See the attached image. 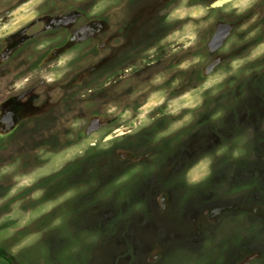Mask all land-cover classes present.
Here are the masks:
<instances>
[{
	"label": "rangeland",
	"instance_id": "rangeland-1",
	"mask_svg": "<svg viewBox=\"0 0 264 264\" xmlns=\"http://www.w3.org/2000/svg\"><path fill=\"white\" fill-rule=\"evenodd\" d=\"M0 248L264 264V0H0Z\"/></svg>",
	"mask_w": 264,
	"mask_h": 264
},
{
	"label": "flooded vegetation",
	"instance_id": "flooded-vegetation-1",
	"mask_svg": "<svg viewBox=\"0 0 264 264\" xmlns=\"http://www.w3.org/2000/svg\"><path fill=\"white\" fill-rule=\"evenodd\" d=\"M220 31H222V30H220ZM219 33V32H218ZM220 35H222V32H220L219 33V35H217V37L218 36H220ZM24 97L25 96H22V95H17L16 97H9L10 98V101H12L11 103H16V106H15V108H19V105H18V102H21V107L22 106H24L25 105V100H24ZM9 101V102H10ZM10 103V104H11ZM11 114L13 115L14 114V112H13V110L11 111ZM4 121H6V123L8 124V129L10 128L11 129V127H9L10 126V124H12V120H11V118L9 117V118H7L6 120L4 119Z\"/></svg>",
	"mask_w": 264,
	"mask_h": 264
},
{
	"label": "trees",
	"instance_id": "trees-1",
	"mask_svg": "<svg viewBox=\"0 0 264 264\" xmlns=\"http://www.w3.org/2000/svg\"><path fill=\"white\" fill-rule=\"evenodd\" d=\"M0 257L6 259L7 261H13L14 258L8 254L5 250L0 248Z\"/></svg>",
	"mask_w": 264,
	"mask_h": 264
},
{
	"label": "snow or ice",
	"instance_id": "snow-or-ice-1",
	"mask_svg": "<svg viewBox=\"0 0 264 264\" xmlns=\"http://www.w3.org/2000/svg\"><path fill=\"white\" fill-rule=\"evenodd\" d=\"M248 0H241V3L243 4H247ZM200 169L203 171L206 169V163L202 162L200 165ZM198 176H194L193 179H196Z\"/></svg>",
	"mask_w": 264,
	"mask_h": 264
},
{
	"label": "clouds",
	"instance_id": "clouds-1",
	"mask_svg": "<svg viewBox=\"0 0 264 264\" xmlns=\"http://www.w3.org/2000/svg\"><path fill=\"white\" fill-rule=\"evenodd\" d=\"M206 163V169H205V174H206V170H207V163L208 162H205ZM196 179H200V177H197Z\"/></svg>",
	"mask_w": 264,
	"mask_h": 264
}]
</instances>
